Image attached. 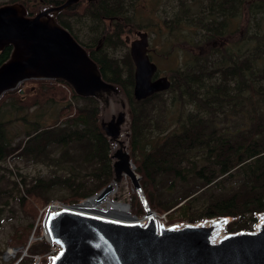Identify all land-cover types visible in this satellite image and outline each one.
I'll list each match as a JSON object with an SVG mask.
<instances>
[{"label":"trees","instance_id":"1","mask_svg":"<svg viewBox=\"0 0 264 264\" xmlns=\"http://www.w3.org/2000/svg\"><path fill=\"white\" fill-rule=\"evenodd\" d=\"M28 1L7 0L0 5L16 2L31 16L37 10L27 8ZM134 2L86 0L80 11L77 0L58 10L54 18L85 48L101 77L127 103L130 159L147 205L157 212L167 211L170 223L229 216L224 232L253 229L257 214L264 210V0H173L163 23L176 35L186 29L184 38L192 39V44L203 42L206 49L187 53L167 76L169 86L141 99L132 95L133 64L121 37L130 9L141 12L140 5L134 10ZM234 18L245 24V31L234 28ZM128 25L147 27L138 20ZM79 33L86 42L78 38ZM88 42L95 46L88 48ZM10 50L9 44L0 49V63ZM28 80L36 87L14 95L15 87L0 95V162L17 154L57 169L27 179L19 174L18 180L1 173L0 196L15 197L32 218L36 206L30 199L39 205L88 199L111 180L113 171L111 142L99 124L97 99L77 95L72 88L69 99L54 84L65 82L62 79L32 78L20 83ZM50 105L54 108L48 121ZM165 109L172 119L161 118ZM228 113L238 122L231 129L222 123ZM146 122L158 129L149 139H144ZM134 199L138 213L140 202ZM30 225L16 226L13 243L6 245L24 240L31 253L46 251L49 245L44 238L27 241Z\"/></svg>","mask_w":264,"mask_h":264},{"label":"water","instance_id":"2","mask_svg":"<svg viewBox=\"0 0 264 264\" xmlns=\"http://www.w3.org/2000/svg\"><path fill=\"white\" fill-rule=\"evenodd\" d=\"M75 1L48 5L31 16H26L16 2L0 5V49L11 45L9 57L0 63V95L29 78L62 79L81 96L96 97L100 90L118 92L101 77L85 48L55 21L54 14ZM135 33L128 42V53L133 64L132 95L141 99L166 89L169 79L164 74L154 77L156 64L147 54V32L138 29ZM124 115L118 110L109 119L99 120L108 140L120 132ZM110 157L114 158L111 180H118L122 173L129 176L145 211L142 217L147 220L120 221L82 213L73 208L78 202L49 211L44 217L48 238L60 249L47 264H264V210L257 214L253 229L222 231L220 237H216V230L219 226L222 229L228 216L181 224L157 223L151 217L154 212L141 192L129 153L117 147ZM111 187L109 181L92 195L101 198Z\"/></svg>","mask_w":264,"mask_h":264},{"label":"rangeland","instance_id":"3","mask_svg":"<svg viewBox=\"0 0 264 264\" xmlns=\"http://www.w3.org/2000/svg\"><path fill=\"white\" fill-rule=\"evenodd\" d=\"M5 1L7 0H0V3L5 2ZM28 2L29 3H24L26 7L31 8L32 6L36 8V10H40L43 7L50 5V4H44L43 6H41L39 5L38 0H29ZM85 3H86V0H80V4H78V8L80 11L83 9V5ZM139 5H140L141 12L138 11L136 13L132 9H130V21H128L127 24L123 27L124 31H122L121 37L123 39L125 48L128 49V42L131 39H134L136 37L135 30L139 29V30H145L147 32V35H148L147 40H148V47H149L148 53H149L150 58L157 64L156 74H159V75L164 74L168 76L171 73V71L174 69V67H178L180 59H182L187 53H189L190 51L192 52L195 50L202 51L206 49L205 48L206 46L204 45L203 42H197L196 44H192V39H190V41L186 40L183 36L184 34L187 33L186 29H184L180 35H176L174 34V29L170 30L167 27V25L163 23L162 21L163 14H168L171 11V9L174 6L173 0H136V3L135 2L133 3L134 10ZM137 20L140 21L142 24L146 23L147 27L146 28L134 27V26L130 27V25H128ZM103 22L106 25L109 24L108 19L103 18ZM250 23L247 28H249ZM262 24L264 25V22ZM233 26L236 30H239L240 32L245 31V24L240 22L238 18H234ZM128 27L130 28L126 30ZM223 36L224 37H222V40L225 41L227 35H223ZM78 38H80V40H82L83 42L87 41L86 36L80 33L78 34ZM100 43H101V38L97 42L98 47ZM85 44H87L86 46H88V48L89 46H91V44L95 46V42H88ZM29 79H32V78H29ZM24 80H27V79H24ZM19 83L16 85L17 89L14 87L16 89V91H14V95L22 94V92L23 91L25 92L27 88L36 87V83L32 80H28L20 84ZM54 84L56 86H59L64 91V95L66 97H69V99H71V96H69L71 87L66 82H55ZM111 93H112L111 99L113 100L109 101L107 105H104L103 103H101L100 99H97V97H95L99 105V116H100V119L107 120L109 119L111 114L115 113L118 110H123L125 112L124 121L120 125V130L121 132H123V137L126 142L125 143L126 147H123V149L129 153V157H130L129 116L126 111L127 103L125 102V100L123 99L122 95L119 92L111 91ZM168 93L169 91H165L163 95L168 96ZM121 101L124 102V104L126 103L124 107L121 106ZM53 108L54 106L52 105L47 107L49 116L47 114L48 117L46 120L48 121L51 118L50 115L53 113ZM66 110L68 109L67 108L64 109V111ZM231 114L232 113H228L226 117V121L222 122V123H228V126L230 129L233 127L235 123H238V122H233L234 118L231 117L232 116ZM161 118L163 119L167 118L168 120L172 119L171 111L170 110L167 111L165 109L163 111V115H161ZM150 122H146L143 126L144 139H149L154 132L158 131L157 128L153 129L150 126ZM147 146L148 144L144 142L142 146L144 151ZM111 149H110L111 151L115 149L113 147V142H111ZM134 154L135 156L140 157L138 155L137 150H135ZM113 159L114 158H112V160ZM5 166L7 168H5ZM52 169H57V168L53 164H48L44 161H41V159H31L29 156L17 155V154H15L14 156L10 158L7 157L5 158L4 161L0 162V174L2 173L6 175L7 178H9L10 180L11 179L18 180L19 174L24 175V177L27 179V178L34 177L39 174L49 173ZM58 171H61V169L59 168ZM136 175L138 176V182H139V175L137 172H136ZM122 180L121 181L125 183V185H127V189L124 193L125 196H123L121 199L123 200L125 205H127L128 210L131 214L136 215L137 217H142L145 211L137 195L136 188L133 187L132 182L127 174L125 177L123 176ZM121 181L114 182L113 184L121 183ZM110 182L112 183L113 179L110 180ZM11 185L12 184L10 183L9 186ZM134 196H136L140 202L141 209L138 213L136 212V209H135L136 205H135ZM90 198H95L97 199V201L102 200V202L100 203L103 207H105L109 200L115 199V196L112 194V192L111 193L109 192L102 199H98L97 195H94ZM84 199H86V197ZM30 201L33 203V205L36 206V213L32 218L30 214L25 213L23 211L19 203L16 201L15 197L10 196L8 198H3L2 196H0V248H3L0 250V264H47L50 258L54 256L56 252L60 249V245L58 243H56L55 241L49 240L48 236L46 234H43L44 229H43L42 224L44 220V214L49 210L50 204L53 205V206H50L51 207L50 210L55 211L56 209L60 208L61 205H66V203L61 202L59 200H52L49 203H44L42 205L41 204L39 205L36 200L30 199ZM151 209L154 213L157 214L158 220H160L164 224H171L170 222H168L167 211L157 212V210H154V208H151ZM128 216H125V220H129ZM228 219H230V217ZM28 222H31V225H30V228L28 230V235H27L29 239H27L26 237L27 241H32L34 239L43 240L44 238L48 242V245H49V248L46 249L47 252L44 251L40 254L31 253L28 250L27 246L25 247L23 243L24 240L20 241V243L18 244H9V246L6 245L7 243H13V239L11 238L13 229L16 226L23 225ZM182 222H185V221H176L172 223L181 224ZM46 254L48 258L44 259V256Z\"/></svg>","mask_w":264,"mask_h":264},{"label":"bare ground","instance_id":"4","mask_svg":"<svg viewBox=\"0 0 264 264\" xmlns=\"http://www.w3.org/2000/svg\"><path fill=\"white\" fill-rule=\"evenodd\" d=\"M111 94H112L111 92L100 90L96 92V97L97 99H100L101 103H103L104 105H107L109 101L113 100L111 99V96H112ZM110 141L113 142L114 148L121 147L123 149V147H126L125 145L126 142L124 140L123 132H121V130L118 133V135L114 139H111ZM123 176L125 177L126 174L122 173L118 180H113L112 187L110 188V190L107 193H105L101 198H98V199H102L106 194H108L109 192L110 193L112 192V194L115 196V199L109 200L105 207H103L100 203L102 202V200L97 201V199L95 198H90L84 202H80L77 205H73V208L82 213H86V214L105 216V217L117 219L120 221L136 220V221H140L141 223H144L148 217L141 218V217H137L136 215L131 214L128 210L127 205H125V203L121 199L123 196H125L124 193L127 189V185H125V183L122 182L124 180V179L122 180ZM119 181H121V183L113 184L114 182H119ZM50 208L51 207H49V210L44 214V217L49 213V211H51ZM125 216H128L129 220H125ZM151 217L155 219L157 223L160 222V220H158V216L156 213H152ZM45 218L42 224L43 229H44L43 234H46L48 236V232L45 227ZM222 233L223 232H222L221 226H219L216 230V237H220Z\"/></svg>","mask_w":264,"mask_h":264},{"label":"flooded vegetation","instance_id":"5","mask_svg":"<svg viewBox=\"0 0 264 264\" xmlns=\"http://www.w3.org/2000/svg\"><path fill=\"white\" fill-rule=\"evenodd\" d=\"M147 38H148V35H147ZM216 44V43H215ZM147 54H148V56H149V53H148V51H149V47H148V44H147ZM149 58H150V56H149ZM151 59V58H150ZM152 60V59H151ZM153 61V60H152ZM155 63V62H154ZM156 64V63H155ZM156 71H157V64H156ZM156 71L154 72V77L155 76H159V74H156Z\"/></svg>","mask_w":264,"mask_h":264},{"label":"built area","instance_id":"6","mask_svg":"<svg viewBox=\"0 0 264 264\" xmlns=\"http://www.w3.org/2000/svg\"><path fill=\"white\" fill-rule=\"evenodd\" d=\"M51 205H52V204H50V206H51ZM50 206H49V207H50ZM52 206H53V205H52ZM62 206H63V205H61V207H62ZM61 207H60V208H61ZM54 209H55V208H54ZM58 209H59V208H58ZM56 210H57V209H56Z\"/></svg>","mask_w":264,"mask_h":264}]
</instances>
